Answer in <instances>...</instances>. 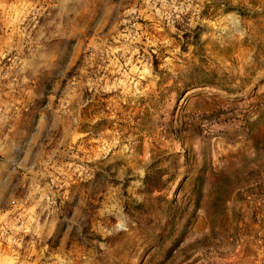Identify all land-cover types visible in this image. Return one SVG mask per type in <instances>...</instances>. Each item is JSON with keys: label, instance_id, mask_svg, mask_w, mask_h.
<instances>
[{"label": "rangeland", "instance_id": "374dc122", "mask_svg": "<svg viewBox=\"0 0 264 264\" xmlns=\"http://www.w3.org/2000/svg\"><path fill=\"white\" fill-rule=\"evenodd\" d=\"M0 264H264V0H0Z\"/></svg>", "mask_w": 264, "mask_h": 264}, {"label": "crops", "instance_id": "0c3cea01", "mask_svg": "<svg viewBox=\"0 0 264 264\" xmlns=\"http://www.w3.org/2000/svg\"><path fill=\"white\" fill-rule=\"evenodd\" d=\"M32 142L29 144L22 143L20 145H16V151L20 152L21 154H27L29 156H32Z\"/></svg>", "mask_w": 264, "mask_h": 264}]
</instances>
